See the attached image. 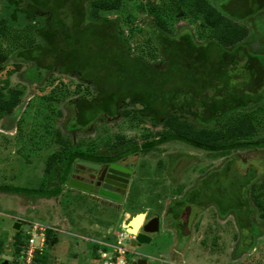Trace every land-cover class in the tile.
<instances>
[{
    "label": "rangeland",
    "instance_id": "1",
    "mask_svg": "<svg viewBox=\"0 0 264 264\" xmlns=\"http://www.w3.org/2000/svg\"><path fill=\"white\" fill-rule=\"evenodd\" d=\"M148 1L155 5V12L165 22L167 33L174 35L179 28L186 27L196 43L212 40L209 29L200 27L198 20H193L187 14L188 9L182 7L184 0ZM208 2L240 16L232 20L247 28L248 34L242 43L247 51L264 62V8H260L264 0ZM3 3L0 0V91L6 94L9 89H19L21 94L12 112L0 117V186L37 188L43 183L51 188L56 185L58 164L50 173L45 172V165L50 155L61 151L57 136L69 140L80 151L101 156H113L159 136L161 126L152 125L146 117L163 107L162 101L154 95L181 92L187 83L181 80L179 57L175 56L173 62L168 58L162 61L164 55L154 41L150 27L153 20L147 11H136L134 2L122 0L118 11L105 14L116 21L128 43V54L118 55V72L109 76L100 69L95 70L92 65H97L98 55H92L84 66L65 69L70 66L65 63L66 58L55 52L40 55L42 73L30 81L27 75L33 65L20 62L15 56L25 48L44 45L36 32L41 21L20 18L16 25L10 24ZM66 11L54 12L52 18L57 21L67 18V14L71 17L67 8ZM249 13L252 14L246 16ZM105 28L99 29L104 37ZM91 38L86 37L85 41L96 49ZM112 43L107 40L105 47H114ZM59 62H62L61 67ZM119 73L124 80L113 77ZM129 76L132 80L127 79ZM103 92L120 94L124 102L119 106L130 112L140 110L138 115L142 117L97 118L86 128L67 130L71 102L80 97L90 100ZM221 92L224 91L221 89ZM240 115L252 119L253 138L264 136V103ZM233 118L235 116L228 120ZM187 120L199 127L195 120ZM232 158L233 169L240 174L251 169L257 176L252 182L255 187L246 191L253 211L248 217L243 212L241 227L234 213L219 217L210 204L177 209L176 229L175 222L167 214L174 202L196 187L208 172ZM121 159L131 167V175L128 188L116 206H101L90 191L76 190L67 184L60 195L50 199L1 191L0 240L4 246L0 253L9 257L6 264L16 262L12 245L15 232L18 231L22 239L26 238L24 228L30 222L48 227L47 231L55 236L56 242L45 250L46 264H106L109 255L103 259L98 254L103 247L101 243L113 242L120 232L119 226H126L139 213L159 218L158 231L148 235L147 244L130 249L132 254L125 255L126 264L143 258L137 253L146 255V264H264V217L260 215L264 211L258 210L252 201V196L258 193L259 200H264V149L232 151L224 155L170 142L146 154L133 153ZM78 162L72 164L70 173L83 175L86 167ZM140 220L141 217L136 218L132 224ZM15 224H18L17 229ZM93 244L99 246L97 258L91 253Z\"/></svg>",
    "mask_w": 264,
    "mask_h": 264
},
{
    "label": "trees",
    "instance_id": "2",
    "mask_svg": "<svg viewBox=\"0 0 264 264\" xmlns=\"http://www.w3.org/2000/svg\"><path fill=\"white\" fill-rule=\"evenodd\" d=\"M3 1L10 24L16 25L20 18L26 21L38 18L41 21L36 32L44 45L25 48L15 56L18 61L33 65L27 75L30 81L42 73L40 55L58 52V55L66 58L65 63L70 65L65 69L84 66L92 55H98L100 56L98 63L92 67L110 76L114 71H119L118 55L123 52L128 54L125 35L122 30H118L116 21L108 19L105 15L118 11L122 6V0ZM126 1L134 2V10L142 9L152 16L153 23L150 27L154 41L164 55L162 61L179 57L181 60L178 69L181 70V80L187 83L181 92L154 95L162 101L163 107L155 111L153 116L146 117L152 125L161 126L159 136L113 156L93 155L80 151L69 140L57 136L56 141L62 147L61 151L50 155L45 165V172L50 173L58 164L56 185L51 188H46L43 183L37 188L0 186V192L34 199L55 198L65 187L72 164L77 161L113 163L126 155L146 154L170 142H179L197 150L224 155L232 151L264 149V136L252 137L254 133L252 119L247 115H240L249 108L264 103V62L260 61L256 54L247 51L242 43L248 34L247 28L232 20V17L240 16L218 9L208 0H192V3L190 0H184L182 7L188 9L187 14L193 17V20H198L200 27L209 29V38L212 40L198 44L186 27L179 28L174 35L167 33L166 24L155 12L153 2ZM66 8L71 17L66 13L67 18L57 21L52 18V13L63 10L67 12ZM260 8H264V5ZM250 14L252 13L246 16ZM68 22L72 23L67 25ZM102 27H106L105 37L99 30ZM86 37L89 39L92 37L91 42L94 41L96 44L95 50L85 41ZM107 40H111L114 47L106 48ZM60 63L62 62L58 65L61 67ZM113 77L119 81L124 80L121 73ZM127 79L132 80V76ZM221 89L224 92H221ZM20 94L19 89H9L6 94L0 91V117L12 112L19 102ZM123 102L124 98L117 93L103 92L90 100L80 97L71 102L66 128L69 131L86 128L97 118L142 117L138 115L140 110L130 112L122 108V105L119 106ZM130 103H133V100ZM232 116L235 118L228 120ZM188 118L195 120L199 127L188 122ZM233 165V158L225 160L219 168L201 178L196 187L188 190L181 200L174 202L167 214L172 222H175L173 225L176 229L179 210L183 206L202 207L210 204L214 206L219 217L229 212L234 213L237 225L241 227L243 212L248 217L253 211L248 203L246 191H251L255 187L252 182L257 176L251 169L245 174H240L233 169ZM259 199L260 193L252 196L255 207L264 211V200ZM260 215L264 217V212ZM25 239L19 236L18 231L15 232L12 243L13 255L16 257L14 264H19L18 258L21 257ZM2 242L0 240V250ZM55 242V236L46 231L45 248L42 253L34 254L32 264H46L45 250ZM98 248V245H92L91 253L95 258L98 257L96 254ZM101 249L105 250L104 247Z\"/></svg>",
    "mask_w": 264,
    "mask_h": 264
},
{
    "label": "water",
    "instance_id": "3",
    "mask_svg": "<svg viewBox=\"0 0 264 264\" xmlns=\"http://www.w3.org/2000/svg\"><path fill=\"white\" fill-rule=\"evenodd\" d=\"M78 164L86 167V168H91V169H97L99 167V165L97 164H92L90 162H83L80 161L78 162ZM106 169H104L105 171ZM107 177L109 178H114L115 180L119 181V182H125V178L127 177V174L130 173L129 169H126L120 165L117 164H109L108 168H107ZM111 174V175H109ZM124 179V180H123ZM113 183V182H111ZM67 186L72 187L76 190H80V191H90L91 190V186L87 183H84L82 181L73 179V178H69L67 180ZM103 188H106L108 191L110 192H106V191H99V194L108 198V199H112V200H116L118 199L114 194L111 193L112 188L106 185H103ZM141 217V220L138 224V226L135 228V226L132 224V222L136 219ZM143 218H144V214H136L135 216H133L128 224L126 226H122L123 230L130 234L131 236H133V238L130 241V247H134V246H138L140 244H147L150 241V237L148 236L149 234H153L156 233L158 231V218L157 217H153L151 218L148 222L143 223ZM18 224L14 225V228L17 229ZM2 259V264H6L7 260H9L8 256L2 255L1 256ZM132 264H146L145 260L142 259H138L134 262H132Z\"/></svg>",
    "mask_w": 264,
    "mask_h": 264
},
{
    "label": "built area",
    "instance_id": "4",
    "mask_svg": "<svg viewBox=\"0 0 264 264\" xmlns=\"http://www.w3.org/2000/svg\"><path fill=\"white\" fill-rule=\"evenodd\" d=\"M120 232L111 243H101L105 250L100 249L98 254L101 258L105 259L109 255L106 264H126L125 255L132 251L130 250V241L133 238L130 234L126 233L122 225ZM49 228L37 223H28L24 231L26 232L25 244L22 247L21 257L18 258L19 264H32L33 256L37 253H42L45 248V233ZM51 229V228H50Z\"/></svg>",
    "mask_w": 264,
    "mask_h": 264
},
{
    "label": "flooded vegetation",
    "instance_id": "5",
    "mask_svg": "<svg viewBox=\"0 0 264 264\" xmlns=\"http://www.w3.org/2000/svg\"><path fill=\"white\" fill-rule=\"evenodd\" d=\"M92 164H97L99 165V167L97 169H91V168L83 169L84 170L83 175H76V174L70 173L69 178H73V179L89 184L91 186L90 193L95 198V201H97L101 206L107 207V206H114L116 203L118 204V201L121 200L122 198L123 192L126 190V188H128L129 181H130L129 177L131 175V170H130L131 167L129 165H126L123 159L117 160L116 162H113V163H92ZM109 164H117V165H120L130 170V173H128L127 177L125 178V182L124 181L119 182L115 180L114 178L107 177V174H108L107 168ZM104 169L106 170L104 171ZM103 185L111 187L112 188L111 193L120 199L112 200V199H108L100 195L99 194L100 190L110 192L106 188H103ZM151 218L153 217H148L147 214H144L143 223L148 222ZM137 255L139 256L142 255L143 257V258L141 257L142 260H144V258L146 257V255L142 253H137ZM137 259L138 258H136V260ZM130 264H132V261L130 262Z\"/></svg>",
    "mask_w": 264,
    "mask_h": 264
},
{
    "label": "bare ground",
    "instance_id": "6",
    "mask_svg": "<svg viewBox=\"0 0 264 264\" xmlns=\"http://www.w3.org/2000/svg\"><path fill=\"white\" fill-rule=\"evenodd\" d=\"M139 222L134 223L135 228L138 226Z\"/></svg>",
    "mask_w": 264,
    "mask_h": 264
},
{
    "label": "crops",
    "instance_id": "7",
    "mask_svg": "<svg viewBox=\"0 0 264 264\" xmlns=\"http://www.w3.org/2000/svg\"><path fill=\"white\" fill-rule=\"evenodd\" d=\"M120 226H121V225H120ZM2 246H4V244H3ZM1 256H2V255H0V258H1Z\"/></svg>",
    "mask_w": 264,
    "mask_h": 264
}]
</instances>
